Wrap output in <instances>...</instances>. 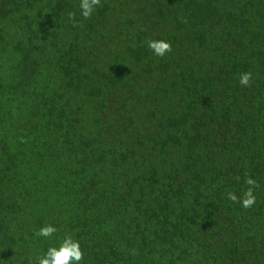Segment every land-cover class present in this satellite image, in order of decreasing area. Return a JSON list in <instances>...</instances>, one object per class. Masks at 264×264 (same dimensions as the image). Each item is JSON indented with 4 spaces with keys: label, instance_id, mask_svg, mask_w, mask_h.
<instances>
[{
    "label": "trees",
    "instance_id": "1",
    "mask_svg": "<svg viewBox=\"0 0 264 264\" xmlns=\"http://www.w3.org/2000/svg\"><path fill=\"white\" fill-rule=\"evenodd\" d=\"M69 6L0 0V264H35L66 234L80 264H264V0H153L172 31L149 39L178 55L147 64L174 73V111L141 173L133 140L108 144L75 106L125 75L86 73L79 47L62 49ZM145 35L132 66L149 55ZM248 176L259 187L244 209L227 193L242 197ZM47 224L53 237L36 236Z\"/></svg>",
    "mask_w": 264,
    "mask_h": 264
},
{
    "label": "rangeland",
    "instance_id": "2",
    "mask_svg": "<svg viewBox=\"0 0 264 264\" xmlns=\"http://www.w3.org/2000/svg\"><path fill=\"white\" fill-rule=\"evenodd\" d=\"M68 1V8L74 16L64 25L62 49L67 52L70 46L75 55L79 47L87 62L86 73L116 74L121 71L125 75L123 81L105 89L103 98L84 97L76 101L75 106L80 109L86 128L102 134L108 144L118 145L117 141L130 143L132 139L143 165L138 167V173L144 172L153 164V157L148 154L152 145L150 136L159 118L166 116L169 109L174 111L170 105L174 95H166L172 88L174 73L163 72L159 68L148 71L147 64L149 59L155 63H169L178 54L171 51L164 57H158L150 49L144 61L132 66L133 49L138 44L140 33L146 34L144 40L148 42L149 38L170 33L172 29L167 24L162 26L151 16L154 15L150 9L153 0H101L90 19L81 17L79 0ZM176 45L177 50H188L189 47L183 41ZM178 71L176 68V73ZM172 104L180 105L177 100Z\"/></svg>",
    "mask_w": 264,
    "mask_h": 264
},
{
    "label": "clouds",
    "instance_id": "3",
    "mask_svg": "<svg viewBox=\"0 0 264 264\" xmlns=\"http://www.w3.org/2000/svg\"><path fill=\"white\" fill-rule=\"evenodd\" d=\"M101 0H79L80 15L83 19H90L94 10L100 6ZM70 18L74 13L69 14ZM148 48L152 50L153 54L158 57H164L172 51L170 42L161 39H149L147 42ZM252 74L250 72L241 73L239 76V84L242 87H248ZM247 175V174H246ZM245 183L249 186L244 191L243 196L238 198L235 192L229 191L227 199L233 203H240L244 209L251 208L256 203L255 189L259 187L257 181L251 176H248ZM58 231V229L47 224L40 227L35 235L45 239H50ZM84 258V253L81 249L78 240L74 239L71 234H66L59 244V247H49L45 254L38 255L35 258V264H80Z\"/></svg>",
    "mask_w": 264,
    "mask_h": 264
}]
</instances>
